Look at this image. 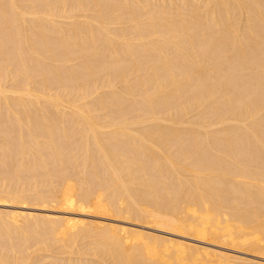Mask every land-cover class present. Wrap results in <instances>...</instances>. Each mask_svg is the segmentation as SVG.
<instances>
[{
	"label": "bare ground",
	"instance_id": "1",
	"mask_svg": "<svg viewBox=\"0 0 264 264\" xmlns=\"http://www.w3.org/2000/svg\"><path fill=\"white\" fill-rule=\"evenodd\" d=\"M0 264H264V0H0Z\"/></svg>",
	"mask_w": 264,
	"mask_h": 264
},
{
	"label": "rangeland",
	"instance_id": "2",
	"mask_svg": "<svg viewBox=\"0 0 264 264\" xmlns=\"http://www.w3.org/2000/svg\"><path fill=\"white\" fill-rule=\"evenodd\" d=\"M79 240H80V239H79ZM79 240H78V242H77V245H80V244H81V240H80V241H79ZM79 242H80V243H79ZM54 252L56 253V251H53L52 254H55ZM58 256H60V255H58ZM61 257H67V255H66V256H65V255H62Z\"/></svg>",
	"mask_w": 264,
	"mask_h": 264
}]
</instances>
